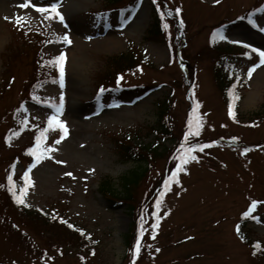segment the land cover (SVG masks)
I'll use <instances>...</instances> for the list:
<instances>
[{
	"label": "rangeland",
	"instance_id": "obj_1",
	"mask_svg": "<svg viewBox=\"0 0 264 264\" xmlns=\"http://www.w3.org/2000/svg\"><path fill=\"white\" fill-rule=\"evenodd\" d=\"M128 1L62 0L60 10L64 21L61 22L58 19L43 20L34 9L19 7L23 0H0V187L11 153L47 127L48 117L55 113L51 105L59 104L63 93L64 104L59 119L66 122L68 135L55 144L62 132L49 129L45 134L46 138L38 150L43 151L46 147L55 150L45 153L43 159L35 162V167H29L31 184L25 194L26 201L32 209H39L64 202L62 198L68 199L69 216L101 239L95 257L89 262L81 261L74 247L73 250L66 248L62 254L52 250L51 246L47 257H42L41 250L47 246L43 234L34 229L32 221V226L23 222L16 213L18 211L9 207L0 193L1 262L129 264V242L136 215L132 208L153 193L158 173L165 169L167 155L163 154L156 160L154 165L157 168L149 171L147 178L135 190L137 200L133 206L130 202L116 203L104 195L99 186L102 181L108 180L121 189L120 179L124 172L137 164L122 160L116 139L127 132H135L136 143L149 145L156 141V133L151 129L158 125V101L168 95L172 85L178 84L172 96L175 121L183 123L189 94L192 105L186 115L187 123L194 104L199 102L197 115L202 122L199 136L216 140L203 152L198 149L194 152L198 161L190 162L186 171L179 174V184L172 183L170 190L165 192L159 210L155 206L156 200L164 188L153 194L154 200L149 199L143 223L142 249L136 264H264V257L252 256L250 246L242 242L234 231L241 212L245 213V208H249L248 202L256 200L261 204L260 208L256 207L254 212L249 213L250 220L242 230L253 238L264 240V65L256 68L249 78L248 69L259 62V57L251 48L245 47L251 45L264 50V31L260 30L264 28V12L258 17L256 26L237 21L223 35L227 39L218 40L219 44L231 48L241 45L240 52L227 57L243 92L237 121L230 118L225 107L214 77L212 58L216 57V52L209 47L213 26L238 17L263 0H219V3L215 0H157L156 4L153 0H140L133 13L129 9L125 15H119L114 7ZM162 1L168 4V8H180L187 19L190 38L186 53L191 64H197L194 82H191L186 65V80L174 82L180 78L182 70L177 58L172 56L171 47L161 38H147L155 7L160 12L165 11L159 4ZM46 2L40 0L41 4ZM17 16L28 18L29 22L23 26L28 30L46 24V33L51 40L42 48L44 57L52 60L61 52L66 54L64 86H60L55 70H52L53 79L33 90V95L40 98L38 102H24L29 125L20 131L12 128L20 121L13 117L12 109L17 108L21 73L27 70L28 65L23 57H15L10 51L11 47L13 51L20 48L21 38L17 31L21 27L15 23ZM176 16L172 14L169 19L161 17L163 26L169 25L164 27L168 36L174 33L175 24L171 17ZM64 35L71 39V44L60 39ZM106 35L119 38L117 47L103 50L93 40ZM233 40L241 43H232ZM131 44L138 47V52H143L149 64L125 73L121 82L127 85L145 84L150 91L142 96L137 95L144 91L143 88L117 92L119 85L113 80L117 90H109L99 96L103 107L97 106L94 97L100 75L106 66L110 69L104 56L120 55ZM222 52H226L225 49ZM13 74L15 77L8 85L7 80ZM116 104L118 106L109 107ZM250 121L254 124H249ZM7 129H10L9 132L4 133ZM160 142V147L168 151L177 144V139L172 137ZM245 148L247 152H244ZM29 163L21 160L12 164L23 187ZM172 168L168 176L175 170L174 166ZM156 215L161 219L153 237L151 224L155 223ZM252 215L257 216L254 219ZM12 224L36 239L35 253L32 249L20 247L25 240Z\"/></svg>",
	"mask_w": 264,
	"mask_h": 264
},
{
	"label": "trees",
	"instance_id": "obj_2",
	"mask_svg": "<svg viewBox=\"0 0 264 264\" xmlns=\"http://www.w3.org/2000/svg\"><path fill=\"white\" fill-rule=\"evenodd\" d=\"M119 1L121 0H112L111 2ZM223 28L224 27H217L212 36L214 37L217 32L220 33V30ZM148 34L151 39H163L164 35L161 29L160 18L156 11H154L153 20L148 28ZM217 37L218 35H215V38ZM20 38L19 50L13 51V48L11 47L10 51L14 53L15 57H23L25 63L28 65L27 70L21 73V89L23 93L20 98L21 102L30 97L33 88H36L41 82L47 81L52 77V67L50 66L51 64H45V61H50V59L45 58L42 54L41 48L45 41V32L42 28L34 33L21 30ZM176 39L179 40L178 37H176ZM212 48V50L216 52L215 56L219 57L217 47L212 46ZM104 59L108 63L110 69L106 66L105 71L101 73L99 80L107 86H112V81L118 73L134 67L136 63L139 62L132 52L121 55L104 56ZM212 60L214 62L216 61V58L213 57ZM188 61L190 62V60ZM194 65L196 64L194 63ZM213 70L214 77L216 78L219 89H221L225 104L228 107L234 105V109L239 104L241 97L239 87L233 82L232 75L225 71L223 66L219 63L214 64ZM12 76H14V74ZM12 78L13 77H11V79ZM176 80L177 79H175V82ZM7 81L8 83H6L9 85L10 80ZM233 95L238 96V99L233 101ZM170 102V97L159 102L158 126L154 128L152 127L151 129V131L153 130L156 132L157 139L155 142L150 145L135 143L133 137L135 132H127L123 136L121 135V138L116 139V146L119 149L122 160L125 162L131 161L137 164V166L124 172L120 179V190L118 186L114 187V185L108 180L103 181L100 185V190L104 195L122 203L128 201L133 206V203L137 200L135 190L141 185L143 180H145L148 173V164L151 165V163H154L158 158L163 156L165 152V150H162L160 147V145H162L160 141L170 137H182L181 134H183V127L178 125L170 117ZM31 145L32 140H30L29 143L16 148L10 155V161L20 160L25 157L29 159L31 155L28 153V149L31 148ZM10 161H7V163L9 164ZM9 176H12V181L17 194H19V190L21 189L17 177L9 172L3 180L2 187H0V193L3 194L4 201L9 207L18 211L16 213L20 219H23V222L31 225L30 221H32V223L35 224L34 229L37 231L39 230V232L43 234L44 238L38 233L45 240L47 246H52L54 248L64 247V249L76 246L78 249L82 250L86 249V246H91L96 242V239H94L85 229L79 227L68 218L66 215L67 206L65 203L56 202L55 204L50 205V207L42 208L40 210L31 209L26 202L24 204H18L12 192L9 191V188L12 187L8 181ZM251 244L256 249V241H251ZM261 248L264 251L263 243H261ZM262 254L264 255V252H262Z\"/></svg>",
	"mask_w": 264,
	"mask_h": 264
},
{
	"label": "snow or ice",
	"instance_id": "obj_3",
	"mask_svg": "<svg viewBox=\"0 0 264 264\" xmlns=\"http://www.w3.org/2000/svg\"><path fill=\"white\" fill-rule=\"evenodd\" d=\"M215 2L219 3V0H215ZM61 3H62V0H47V2L44 4H41L40 0H37L36 3H33L32 0H23V2L19 5V7L24 8V9H29V8L34 9L37 13H39L43 17V20L58 19L62 22V21H64V14L60 10ZM153 3L156 4L157 0H153ZM157 7L159 8V5H157ZM180 11H181L180 8L175 9V12L177 14H179ZM258 11H264V9H259ZM172 14L173 13L171 11H169L167 13V15H169V16H171ZM160 15L163 18L165 13L161 12ZM249 20L253 24L256 23V21L254 19H252L251 16L249 17ZM28 22H29L28 18L25 16H17L15 18V23L20 27H23L24 24L28 23ZM179 22L181 25H183V20H180ZM164 27L168 28L169 25L165 24ZM260 30L264 31V28H261ZM215 35H220V33L217 32ZM215 35L213 37L214 39H215ZM220 38L221 39H227V37L223 36V35H220ZM60 39L63 40L64 42L68 43V44L72 43L71 39L67 35H64ZM232 43H241V42L238 40H233ZM245 47L251 48V51L253 53L258 54V57H259V62L256 64H253L252 67H250L248 69L247 75L249 78H251L255 69L260 67L261 65H264V50H261L259 48H252L251 45H245ZM244 55L247 56L249 54L244 53ZM65 63H66V54L63 52H61L59 55L55 56L52 60L45 61V64H51V65H54L58 68V70H59V84L61 87L64 86ZM122 79H123V77H119L117 83L119 84V80H122ZM105 91H107V89H105L104 87H101L99 89V92H98V98H99V96H102ZM32 99L38 101L40 98L36 95H33ZM236 99H238V96L233 95V101H235ZM63 104H64V97H63V93H61L60 99H59V104L54 103L51 105V107H53L55 109V113L48 117L47 127L44 129H41L39 131V135H37L35 138L36 139V146L28 149V153L30 155H32L33 157H35L36 163H38L41 159L44 158L45 153H49V152H52L55 150L52 147H46L43 151H38L41 143L46 138L45 134L49 131V129H59L62 132V135L55 141V144H59L61 142V140H63L68 135L69 130L66 126V122L59 119V113H61V111L63 109ZM114 106H118V104L109 105V107H114ZM233 106L234 105H230V107H229V115L232 116L233 118H235ZM101 107H103V105H101ZM199 107H200L199 102H196L193 106L192 116L188 119L187 132L185 133V136H184V140L186 143L181 145V148L178 149V155L176 157H174V159L178 161L175 164V170L171 172V175L168 176L167 179L164 180V185H163L164 190L159 193V198L156 200L155 206H156L157 210H159V208L161 206V202H162L163 197L165 195V192L170 190L172 183L179 184V178H178L179 174L181 172L186 171V166L190 162L198 161V156L195 155L194 152L197 149L200 152H203L205 150V148L210 147L209 144L188 143L189 137H196V136L200 135V131L202 128V122L200 120V117L197 115V109ZM18 111H20V109H18ZM22 123H24L26 125L27 121L25 120ZM15 134L18 135V133H15ZM233 139H235V138H233ZM247 151H248V149L245 148L244 152H247ZM57 162L61 163V161H57ZM32 167H35V163L32 165ZM30 171H31V168H29V170L24 173L25 184H24V187L19 190V194H17V191L15 190V186H14V183L12 181V176L8 177V181H9L10 185H12V187L9 188V191L12 192V194H13V196H14V198L18 204H24L25 203L24 196L26 194L28 186L31 184V180L29 178V172ZM67 175L71 176L72 174L67 173ZM258 203H259L258 201L253 200L251 202L249 210L247 212L243 213V215L248 216L250 212H252L253 210L256 209ZM153 215H155V213H153ZM160 219H161V217L159 215H156L155 223L151 224L153 237L155 236V232L159 226ZM143 223H144V221L142 218L141 232H140L141 236H143V234H144ZM255 247L259 248L260 245L257 244ZM140 251H141V242L138 239L136 241L135 247L133 249V264H134L135 258L139 255ZM157 251H159V249H157Z\"/></svg>",
	"mask_w": 264,
	"mask_h": 264
},
{
	"label": "bare ground",
	"instance_id": "obj_4",
	"mask_svg": "<svg viewBox=\"0 0 264 264\" xmlns=\"http://www.w3.org/2000/svg\"><path fill=\"white\" fill-rule=\"evenodd\" d=\"M99 47L103 50H111L117 47L119 44V38L115 35H106L105 37L100 36L98 38L93 39Z\"/></svg>",
	"mask_w": 264,
	"mask_h": 264
}]
</instances>
